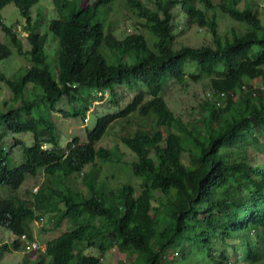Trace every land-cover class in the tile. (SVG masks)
Instances as JSON below:
<instances>
[{
    "label": "trees",
    "instance_id": "trees-1",
    "mask_svg": "<svg viewBox=\"0 0 264 264\" xmlns=\"http://www.w3.org/2000/svg\"><path fill=\"white\" fill-rule=\"evenodd\" d=\"M38 2L0 0V26L30 61L13 78L0 71L12 92L0 109V184L13 191L0 198V225L18 237L12 246L0 244V263L21 248L22 234L34 239L33 222L54 213L50 220L67 219L72 227L46 242L36 264H107L103 257L114 248L133 254L132 264H264V24L252 0H127L149 36L122 37L112 18L116 0H52L62 14L48 26L58 42L54 69L48 34L32 21ZM10 3L26 19L31 47L25 52L15 28L2 20ZM175 4L189 25L208 31L210 43L177 46ZM217 11L242 28L222 34ZM12 52L0 41V62ZM207 78L215 100L204 101L194 122L177 115L161 94L169 80L186 86ZM122 86L138 88L128 104L99 116L86 142L75 136L60 144L51 115L61 99L75 106L65 116L86 118L93 99L108 92L114 103ZM36 88L41 92L32 97ZM119 119L137 121L121 140L138 157L131 167L139 189L99 177L98 160L121 158L118 147L96 146ZM22 132L33 133L34 143L11 165L4 138ZM41 173L39 191L22 196L26 178ZM80 175L85 192L75 185ZM91 247L99 253H86ZM31 258L26 253L17 264Z\"/></svg>",
    "mask_w": 264,
    "mask_h": 264
},
{
    "label": "rangeland",
    "instance_id": "rangeland-1",
    "mask_svg": "<svg viewBox=\"0 0 264 264\" xmlns=\"http://www.w3.org/2000/svg\"><path fill=\"white\" fill-rule=\"evenodd\" d=\"M147 4H151L148 0H144ZM220 0H214L215 4H218ZM254 8L258 9L264 24V0H252ZM243 6V4H241ZM174 11V30L176 32L177 46L188 45H201L210 43L211 35L207 33L205 28H201L197 25H189L188 19L185 13L180 10L176 4L173 6ZM113 24H116V33L120 36H124L126 33L142 32L146 36H149L148 30L139 24V19L131 10L127 0H116L114 4V10L112 12ZM220 21V31L222 34L227 33L231 27L241 29L242 26L229 16L222 15L217 11ZM2 20L9 26L15 28L19 36L22 38L24 45V52L27 51L31 45L27 40V32L25 29L26 19L21 14L15 4L10 3L4 6L1 10ZM57 15H62L55 7L52 0H39L38 4L32 7V21L37 26V29L42 33L48 34V43L46 45V53L52 69L56 65L57 46L58 42L54 34L49 30V20ZM39 22V23H38ZM37 23V24H36ZM244 29V28H243ZM0 41L9 44L13 50L12 54L0 62V71L5 73L8 77L13 78L14 75L18 76L27 70L29 65V57L26 53H18L15 46L11 43L10 39L6 37L4 31L0 26ZM152 45V44H151ZM254 85L260 86V80L253 82ZM125 88V89H124ZM117 100L112 103V97L107 92L104 97L100 99H93L90 109L87 111L86 118L82 115L78 116H65L64 110L73 109L74 104L67 102L64 97L57 105L56 110L52 111L51 118L56 125V133L59 136V141L62 146H65L67 141L71 140L75 136H79L82 142L87 141V131L93 129L96 124L97 118L107 113L118 112L126 104H128L134 97V93L138 89L137 87H125L118 88ZM124 89V90H123ZM40 88H36L32 91V97H36V93L39 95ZM211 88L210 79H204L200 82L189 81L186 86H181L175 80H169L163 88L161 94H163L170 108L180 115L185 121H195L202 117L204 101L209 99L213 94ZM210 99L215 100L214 97ZM12 101L11 90L0 80V109H4L3 103L8 104ZM40 106L43 108V113H48L47 101L45 99L40 100ZM137 125V121H132L131 124H124L119 119L113 123L109 129L104 133L102 139L97 143V147L104 146L107 148L118 147L121 152V158L114 162H103L98 160V164L101 168L99 177L107 180V182L113 186L118 187L124 182H132L136 185L137 189L140 188V179L132 173L131 163L138 157L131 149L126 146L121 136L125 133L133 131V127ZM0 130H4L0 127ZM20 140V141H19ZM34 143V135L31 132L22 133H7L4 138V145L8 155L11 157V165L19 164L23 161L24 146H29ZM48 146V145H46ZM188 162V157H184ZM89 167H86L88 169ZM45 179L44 174H39L36 177L29 176L19 189V193L22 196H27L28 189H32L33 192L39 191V186ZM75 185L86 191V186L83 183L82 175L76 179ZM38 189V190H37ZM13 194L12 189L7 185L0 184V198L8 197ZM55 216L54 213L44 215L45 221L41 223L39 220L33 222L32 228L34 231V240H36L41 246L38 250L28 251L23 241H21V248L18 250L13 249L10 252L5 253L0 264H17L20 262L26 253L31 257V261L28 264H36V258L40 254L41 250L46 247V242L63 231L69 230L72 226L67 219H64L60 224L54 223L49 218ZM18 238L7 227L0 225V244L7 243L12 246L13 241ZM42 248V249H41ZM88 254L97 255L99 252L96 248H87L85 250ZM175 254L172 255V257ZM107 264H120L127 263L132 264L134 255L128 252H122L117 248L112 249L103 257Z\"/></svg>",
    "mask_w": 264,
    "mask_h": 264
},
{
    "label": "built area",
    "instance_id": "built-area-1",
    "mask_svg": "<svg viewBox=\"0 0 264 264\" xmlns=\"http://www.w3.org/2000/svg\"><path fill=\"white\" fill-rule=\"evenodd\" d=\"M243 88H246V86L243 85ZM235 93H236V91H232V92H231V95H234ZM226 96H227V92L223 91V92L220 93V98H221V99H224ZM219 103H220V100L217 101V104H219ZM37 220H39L41 223H44L45 218H44V216H41V217L38 218ZM37 220H36V221H37ZM19 239H20L21 241L24 242L25 247H27V250H28V251L38 250V249L41 247V246L39 245V243H38L36 240H34V239H29V237H28L26 234H22V235L19 237Z\"/></svg>",
    "mask_w": 264,
    "mask_h": 264
}]
</instances>
